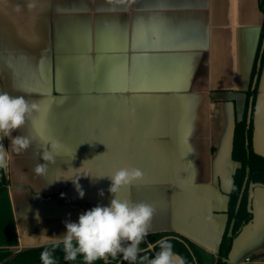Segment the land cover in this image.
Masks as SVG:
<instances>
[{
    "label": "crops",
    "instance_id": "0c3cea01",
    "mask_svg": "<svg viewBox=\"0 0 264 264\" xmlns=\"http://www.w3.org/2000/svg\"><path fill=\"white\" fill-rule=\"evenodd\" d=\"M260 1L0 0V91L39 105L11 134L28 136L27 150L0 134L14 249L62 243L66 221L109 203L107 176L135 167L143 180L118 196L154 208L148 234L217 256L240 167L235 121L264 51ZM38 133L60 142L54 162L41 159L50 145ZM252 145L264 154V60ZM248 196L253 220L226 264H264V187Z\"/></svg>",
    "mask_w": 264,
    "mask_h": 264
},
{
    "label": "clouds",
    "instance_id": "9594fccd",
    "mask_svg": "<svg viewBox=\"0 0 264 264\" xmlns=\"http://www.w3.org/2000/svg\"><path fill=\"white\" fill-rule=\"evenodd\" d=\"M39 111L36 102L28 101L23 95H12L7 91H0V134L10 137L14 152L27 150L32 142L28 136H12L14 130L25 126L29 118ZM38 135H41L38 133ZM41 139L44 137L41 135ZM46 145L41 152V159L54 162L59 155L61 144L58 140L44 139ZM102 143V142H101ZM47 164L38 163L33 171L37 175L47 174ZM110 180L108 192L111 199L108 204L92 207L80 214L76 221H66L65 231L62 235V250L65 261H74L81 256L85 264L106 259L109 255L115 257L118 253L125 261H146L147 264H185V258L173 250L170 239L158 240L159 250L149 258L139 245L148 234L154 208L144 202H133L119 198L118 194L123 188L132 186L144 178L141 169L135 167H122L107 176ZM230 184L231 181H226ZM77 189L80 197L84 192ZM103 195V192H101ZM53 244L52 249L59 247ZM153 245H149L152 248ZM42 264H55L52 252L45 248L40 253Z\"/></svg>",
    "mask_w": 264,
    "mask_h": 264
},
{
    "label": "trees",
    "instance_id": "16d2710c",
    "mask_svg": "<svg viewBox=\"0 0 264 264\" xmlns=\"http://www.w3.org/2000/svg\"><path fill=\"white\" fill-rule=\"evenodd\" d=\"M260 9L264 15V0L260 1ZM264 41V22L262 26L261 43ZM260 60V66H257ZM264 60V51H259L257 62L254 66L251 82L245 94V105L241 116L236 117L234 136L232 144V158L240 163V167L233 176V185L229 193L227 207L228 225L222 237L217 256L209 254L199 248L188 239L183 238L176 233L163 232L146 235L141 241L139 247L143 250L140 255L147 254L151 258L159 250L158 245L154 249H147L150 244H155L158 240L168 238L173 244V250L185 258V264H226L234 239L240 234L243 228L253 220V212L249 201V188L251 186L264 187V154H257L253 150L254 133V114L256 98L259 91V80L262 72ZM251 109V120L247 122L248 111ZM248 176V182L244 191L241 204L237 210L238 199L245 181ZM9 183L5 175L4 167L0 157V264H42L40 253L48 248L54 257L55 264H85L81 256H77L74 261H65L60 246L52 249V245H46L35 248L22 249L20 251L12 248L18 246L19 238L15 225L14 213L8 192ZM59 196V195H58ZM234 223L232 235L228 236V230ZM121 254L115 257L108 256L109 261L104 259L94 261L93 264H117ZM139 260V259H138ZM137 260V261H138ZM129 261H123L122 264H129Z\"/></svg>",
    "mask_w": 264,
    "mask_h": 264
},
{
    "label": "water",
    "instance_id": "95a60500",
    "mask_svg": "<svg viewBox=\"0 0 264 264\" xmlns=\"http://www.w3.org/2000/svg\"><path fill=\"white\" fill-rule=\"evenodd\" d=\"M251 120V109H249L248 111V116H247V122L249 123ZM247 182H248V176H246L245 178V181H244V184H243V187H242V190H241V193H240V196H239V199H238V203H237V210L239 209V206L241 204V200H242V197H243V194H244V191L246 189V186H247ZM233 226H234V223H232L231 227H230V230H229V235L231 236L232 235V231H233ZM156 246V244L153 245L152 248H149V249H153L154 247ZM105 262H108L109 259L108 257L106 259H104ZM123 259L122 257L119 259V261L117 262V264H122L123 263Z\"/></svg>",
    "mask_w": 264,
    "mask_h": 264
},
{
    "label": "rangeland",
    "instance_id": "374dc122",
    "mask_svg": "<svg viewBox=\"0 0 264 264\" xmlns=\"http://www.w3.org/2000/svg\"><path fill=\"white\" fill-rule=\"evenodd\" d=\"M13 250H16V249H14V247L12 248ZM17 251V250H16Z\"/></svg>",
    "mask_w": 264,
    "mask_h": 264
},
{
    "label": "built area",
    "instance_id": "2783aa9c",
    "mask_svg": "<svg viewBox=\"0 0 264 264\" xmlns=\"http://www.w3.org/2000/svg\"><path fill=\"white\" fill-rule=\"evenodd\" d=\"M142 262H146V261H142Z\"/></svg>",
    "mask_w": 264,
    "mask_h": 264
}]
</instances>
